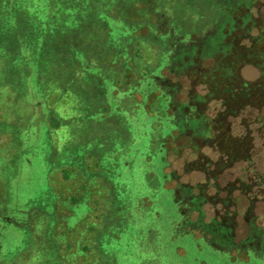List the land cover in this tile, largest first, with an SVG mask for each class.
Masks as SVG:
<instances>
[{
	"label": "rangeland",
	"instance_id": "374dc122",
	"mask_svg": "<svg viewBox=\"0 0 264 264\" xmlns=\"http://www.w3.org/2000/svg\"><path fill=\"white\" fill-rule=\"evenodd\" d=\"M177 1L151 0L155 12L162 14L159 21V14L156 18L146 9L145 0H0V86L5 84L7 42L20 41L21 35L23 44L14 62L22 67L28 63V94L34 91L36 105L51 119L46 112L51 101L46 93L48 84L40 80V73L46 75L48 53L58 49L53 42L65 38L58 44L68 49L73 69L69 71L83 87V98L87 99L91 91L97 102L90 108L86 103L88 108L76 117L79 121L73 120L75 123L68 127L73 128L74 135L58 139V144L53 135L59 132L47 120L42 121L37 147L32 149L31 145L25 151L20 178L13 176L9 216L24 222L37 210L55 222L57 196L50 178L53 173L73 168L98 191L97 199L106 203L104 211L110 214L99 228L98 243L106 255L103 264H264V246L248 241L244 211L231 242L206 231L195 215L192 227L177 229L183 220L175 200L174 173L180 176L181 184L189 186L204 182L205 175L187 170V163L197 159L199 152L189 148L178 156L170 144L177 128L170 101L157 82L171 53L166 45L171 39L186 42L194 33L214 29L226 18V10L243 0ZM169 7H175L181 18H189L195 28L174 12L170 14ZM25 57L32 60L24 61ZM241 74L248 81L260 78V72L251 65L244 66ZM58 76L54 80L60 82ZM73 79L64 84L65 89ZM236 128L245 129L239 121ZM258 136L255 157L264 166V139ZM210 146H201L200 152L217 158ZM91 195L88 193L74 209L64 206L71 211L65 220L70 229L91 213ZM218 209L206 207L211 215ZM254 215L256 225L264 230V201L257 203ZM217 218L222 220L219 214ZM205 222H211L210 217ZM5 232L3 240L8 244L28 245L27 238L20 241L16 234L8 238Z\"/></svg>",
	"mask_w": 264,
	"mask_h": 264
},
{
	"label": "trees",
	"instance_id": "16d2710c",
	"mask_svg": "<svg viewBox=\"0 0 264 264\" xmlns=\"http://www.w3.org/2000/svg\"><path fill=\"white\" fill-rule=\"evenodd\" d=\"M144 5L152 16H158L151 0H145ZM226 12V18L207 33H194L186 42L171 39L166 45L171 47L168 63L157 81L170 101L177 128L170 142L172 149L178 156L189 148L199 152L197 159L187 163V170L205 175L204 182L189 186L181 184L174 173L175 200L183 220L177 229L192 227L195 215L206 231L231 242L244 211L248 241L261 248L264 230L255 223L254 209L264 201V166L255 157L258 134L264 139V0H243ZM160 29L158 26L157 31ZM6 63L7 58L4 66ZM246 65L260 72L257 81L243 78L241 71ZM238 121L244 131L236 128ZM39 138L40 133L35 132L28 145L34 149ZM195 139L202 148L211 143L210 149L218 157L202 154ZM208 206L219 209L211 215ZM209 217L211 222H205Z\"/></svg>",
	"mask_w": 264,
	"mask_h": 264
},
{
	"label": "crops",
	"instance_id": "0c3cea01",
	"mask_svg": "<svg viewBox=\"0 0 264 264\" xmlns=\"http://www.w3.org/2000/svg\"><path fill=\"white\" fill-rule=\"evenodd\" d=\"M181 2L186 1L178 0L176 4ZM175 7L168 8L170 14L176 11ZM174 14L184 22L190 21L187 17L181 18L176 12ZM189 26L195 28L192 23ZM19 38L20 41L9 42L5 49L6 86L0 88V264H103L106 255L100 248V242L98 243L99 228L104 227V221L110 214L104 211L106 203L97 199L98 191L77 175L73 168L51 175L50 183L57 196L55 222L51 216L43 217L37 210L32 211L29 220L24 222L9 216L12 212L7 205L14 197L13 176L20 178L22 158L30 148L28 140L42 127L39 125L40 119L47 120L50 126L59 132L53 135L55 143L58 144V139L65 140L69 139L71 134L74 135L73 128L68 127L75 123L73 120L79 121L76 117H81L83 110L96 102L91 91H88L87 99L81 95L83 87L78 86L76 79H73L74 75L69 71L73 69H70L72 61L68 49L58 44L65 40L61 38L60 42H53L58 49L48 53L46 75L40 73V80L47 81L46 93L50 96L48 100L51 99L47 102V111L45 110L52 116L48 120L42 108L36 105L34 91L28 94L31 91L26 82L31 75L28 66H16L14 62L18 60L17 52L22 45L23 38L21 35ZM11 68H14L15 72L11 71ZM57 75L61 83L54 80ZM72 79L68 89H65L64 84ZM86 103L90 104L87 108ZM54 153L56 158V149ZM88 193L92 194L89 200L91 213L75 229H70L65 220L71 216V211L66 207H78ZM94 194L96 199L93 198ZM96 217L98 224L95 222ZM50 222L53 224H49ZM5 229L8 231L5 232ZM14 229L15 233L12 231ZM4 232L8 233V238L14 234L18 238L20 236V241L27 238L28 245L22 248L20 242L8 244L3 240ZM10 246L12 255H9Z\"/></svg>",
	"mask_w": 264,
	"mask_h": 264
}]
</instances>
